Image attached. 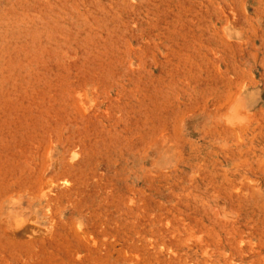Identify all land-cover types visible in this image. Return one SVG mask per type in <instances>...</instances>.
<instances>
[{
  "label": "rangeland",
  "instance_id": "374dc122",
  "mask_svg": "<svg viewBox=\"0 0 264 264\" xmlns=\"http://www.w3.org/2000/svg\"><path fill=\"white\" fill-rule=\"evenodd\" d=\"M0 264H264V0H0Z\"/></svg>",
  "mask_w": 264,
  "mask_h": 264
}]
</instances>
